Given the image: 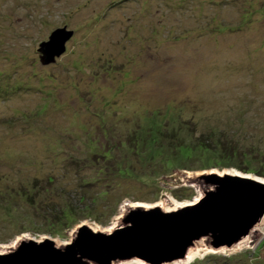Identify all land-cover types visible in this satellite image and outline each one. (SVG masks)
Segmentation results:
<instances>
[{
  "label": "rangeland",
  "instance_id": "rangeland-1",
  "mask_svg": "<svg viewBox=\"0 0 264 264\" xmlns=\"http://www.w3.org/2000/svg\"><path fill=\"white\" fill-rule=\"evenodd\" d=\"M212 174L264 182V0H0V254L195 204ZM249 237L188 264H264V218Z\"/></svg>",
  "mask_w": 264,
  "mask_h": 264
},
{
  "label": "water",
  "instance_id": "water-1",
  "mask_svg": "<svg viewBox=\"0 0 264 264\" xmlns=\"http://www.w3.org/2000/svg\"><path fill=\"white\" fill-rule=\"evenodd\" d=\"M72 36L71 31L53 32L41 44L45 59L64 53ZM211 176L214 189H204L195 204L167 212L129 209L112 231L80 226L68 244L21 239L0 254V264H171L187 262L196 251L232 249L264 218V182L233 174Z\"/></svg>",
  "mask_w": 264,
  "mask_h": 264
},
{
  "label": "trees",
  "instance_id": "trees-1",
  "mask_svg": "<svg viewBox=\"0 0 264 264\" xmlns=\"http://www.w3.org/2000/svg\"><path fill=\"white\" fill-rule=\"evenodd\" d=\"M213 32H215V31H213ZM113 101V100H112ZM108 103V102H107ZM106 102L104 103V106H111V105H109V104H107ZM232 146L234 147V142H232ZM227 151H225L224 153H226ZM261 173L259 172V175H260ZM260 176H262V174L260 175ZM52 177H50L49 178V180H53V179H51ZM40 182V181H39ZM50 183H52V182H50ZM40 185H41V183L39 184H36L35 186L36 187H40ZM50 198L47 196V197H44V199H41V201H40V203L43 205V204H45V203H49L50 202ZM33 202H34V200H33ZM32 204V203H31ZM48 207H50V206H48ZM62 212V211H61ZM64 212V211H63ZM62 212V213H63ZM61 214V213H60ZM60 214L59 213H57L56 215H59L60 216Z\"/></svg>",
  "mask_w": 264,
  "mask_h": 264
},
{
  "label": "bare ground",
  "instance_id": "bare-ground-1",
  "mask_svg": "<svg viewBox=\"0 0 264 264\" xmlns=\"http://www.w3.org/2000/svg\"><path fill=\"white\" fill-rule=\"evenodd\" d=\"M261 182H263L262 180H261ZM155 207V206H154ZM180 207V206H179ZM246 242V241H245ZM239 245H241V244H238V246ZM237 248V245L236 246H234L232 249H223L222 251H220L219 253H224V252H227V251H229V250H233V249H236ZM208 252V251H207ZM210 252V251H209ZM214 253V252H213ZM206 255V254H205ZM191 261H193V259H192V254H190L189 255V260L187 261V262H185V263H181V264H188V262L189 263H191Z\"/></svg>",
  "mask_w": 264,
  "mask_h": 264
}]
</instances>
